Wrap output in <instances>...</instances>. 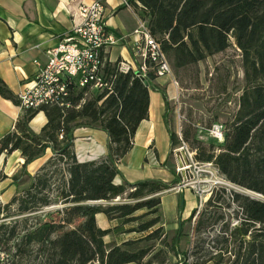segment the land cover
<instances>
[{
	"label": "trees",
	"instance_id": "16d2710c",
	"mask_svg": "<svg viewBox=\"0 0 264 264\" xmlns=\"http://www.w3.org/2000/svg\"><path fill=\"white\" fill-rule=\"evenodd\" d=\"M138 1H133L135 10L160 41L175 73L232 46L241 52L244 82L224 140L219 145L202 141L190 125L182 139L194 150L196 161L212 162L227 180L264 196V0ZM120 60L105 61V89L73 84L64 104L25 109L15 127L1 137L0 157L19 150L25 163L13 176L16 193L0 203V264H264V200L236 191L227 194L225 189L218 202L212 197L208 201L213 210L206 207L197 215L195 208L186 219L192 222L197 215L193 233L201 235L225 221L224 208L236 203L239 224L224 222L213 249L197 246L193 252L197 258L190 262L193 253L188 246L181 252L182 260L167 263L165 256L178 252L179 240L164 236L166 250L161 248L145 260L153 245L142 246L140 240L160 238L162 227L152 228L161 221L160 193L172 182H115L118 163L132 149L139 124L149 116L151 90L136 72L121 71ZM150 77L157 79L154 72ZM0 93L19 104L18 95L2 79ZM40 111L48 120L36 133L30 122ZM78 126L105 129L110 136L108 155L80 161L72 135ZM171 137L172 158L181 138L173 131ZM49 147L53 154L47 161L34 174L27 172V164ZM2 177L6 176L0 173ZM51 206H58L47 214L51 218L38 214ZM141 209L147 212L136 214ZM99 213L121 222L103 228L97 221ZM149 214L156 216L143 220ZM133 222L137 226L125 228ZM133 231L148 234L120 243L106 241L111 233Z\"/></svg>",
	"mask_w": 264,
	"mask_h": 264
},
{
	"label": "crops",
	"instance_id": "0c3cea01",
	"mask_svg": "<svg viewBox=\"0 0 264 264\" xmlns=\"http://www.w3.org/2000/svg\"><path fill=\"white\" fill-rule=\"evenodd\" d=\"M95 0H0V79L15 94L24 90L38 69V63L47 61V50L59 44L71 32L79 17L77 8L81 3L91 4ZM140 4L138 0H134ZM106 15L111 26L124 34H130L139 24V17L122 0H105ZM128 46H115L110 50V60L119 57L129 60ZM117 52V56H113ZM38 61V63H37ZM153 89V90H152ZM150 90L148 118L141 121L134 136L129 153L118 163L115 182L136 184L143 180L156 179L171 183L180 177V158L173 164L171 128L168 121L169 99L175 88L169 76L155 80V88ZM169 97V99H168ZM24 110L19 104L3 97L0 93V139L15 127ZM44 111L38 112L31 120L32 130L39 133L47 123ZM74 148L80 161L95 160L108 155L110 136L105 129L93 126H78L73 132ZM53 154L49 147L46 152L26 166V171L34 174ZM25 157L19 150L0 157L1 196L8 201L16 193L13 176L21 170ZM165 196L162 199L164 206ZM171 207L179 208L177 199ZM182 209V219H187L192 211ZM97 221L103 228H109V220L97 214Z\"/></svg>",
	"mask_w": 264,
	"mask_h": 264
},
{
	"label": "rangeland",
	"instance_id": "374dc122",
	"mask_svg": "<svg viewBox=\"0 0 264 264\" xmlns=\"http://www.w3.org/2000/svg\"><path fill=\"white\" fill-rule=\"evenodd\" d=\"M113 56H117V52H114ZM171 82L175 88L174 95L172 99H169V110H168V121L171 131L175 132L179 137L183 138V130L188 126H192L197 129V136L200 140L205 142H215L220 144V141L215 140L210 135V127L219 123L226 128V124L231 121L233 115L236 113L239 106V97L242 92V85L244 82V70L242 67V55L241 52L232 46L226 51L219 53L213 57L208 58L204 62H200L197 65L190 66L188 68L180 70L169 75ZM226 88V89H224ZM153 90V89H152ZM95 91H90L87 96H91ZM222 142V141H221ZM186 143V147H182L183 142L181 141L176 149L179 148V155L177 157L175 152L172 157L173 164L175 165L176 160L180 158L181 166L186 167L184 175L180 177L184 180L185 188L180 191L179 177L177 180L172 182V186L160 193L161 198L165 196L164 206L160 205L159 214L161 216V221L152 228L155 230L158 227H162V232L160 238H153L150 240L142 239L140 240V245L151 247V252L149 256L145 259L149 260L150 255L159 251L161 248H165L166 245L161 239L165 238L168 241L174 236L176 240H179L178 246L176 245L178 252H168L166 257V262H176L183 259L182 250L186 249L188 246L191 247L190 252H195L198 250L197 246H204L207 249L214 248V242L216 235L219 234L224 222L230 221L232 226H237L241 214L235 215L236 203L232 208H224L226 213L225 221L220 222L213 229L202 233L201 235H196L193 233V226L198 213L202 212L206 207L208 210H213V207L207 206L208 201L212 197L214 202H218L217 197L223 192L221 190H226L227 194L231 192H240L243 194L250 195L251 197L264 200V196L258 194L254 191L245 189L231 181L227 180L219 170L212 164V166H207V162H198L195 160V152L191 148L190 144ZM190 165V166H189ZM177 168V163L175 165ZM201 171H200V170ZM201 178L204 180L205 185L211 184L213 181H219L220 184L217 185L212 196L208 199L205 205L197 211V215L192 222L182 219L180 211L182 209L189 210L192 206L198 204V198L196 197L195 190L193 189L192 183L195 179ZM17 187V184H16ZM17 191V188H16ZM0 193V203L5 204L8 202V196H1ZM226 195V193H224ZM177 199L179 201V208H172L171 202ZM128 201V199H117L116 201ZM118 201V202H119ZM106 203V202H104ZM58 206L47 207L44 210L38 212L42 217L51 218L48 213L53 212ZM198 210V208L196 207ZM147 209H141L137 211L136 214H144ZM34 216L33 214H27ZM25 215V216H27ZM156 216L155 214L146 215L143 220H148ZM53 217H55L53 215ZM109 220V219H108ZM119 220H109L110 227L115 226L120 223ZM102 222H98L100 225ZM137 222L128 223L125 228H133L137 226ZM148 232H124L119 234H109L106 236V241L111 242H121L125 239H141L146 236ZM180 237L178 238V236ZM191 254V253H190ZM197 256L194 253L190 256L189 261H195ZM153 264H157L153 263ZM213 264V263H208Z\"/></svg>",
	"mask_w": 264,
	"mask_h": 264
},
{
	"label": "built area",
	"instance_id": "2783aa9c",
	"mask_svg": "<svg viewBox=\"0 0 264 264\" xmlns=\"http://www.w3.org/2000/svg\"><path fill=\"white\" fill-rule=\"evenodd\" d=\"M133 1L122 0L123 4L133 9L139 17L138 26L130 34H124L109 24L105 0H95L91 4L81 3L77 8L79 20L74 23L71 32L59 44L47 50L46 62L37 61V72L26 88L18 94L19 106L25 110L38 109L45 104H64L73 84L78 87L90 85L91 88L105 89L108 80L103 68L107 58L110 59V50L115 46L127 45L129 48V60L119 57V69L123 72H136L150 89L155 88V80L150 77L151 72H154L157 79L169 76L172 68L161 43L151 34L147 21L137 13ZM209 132L214 139L220 142L224 140L223 125L213 124ZM180 138L183 142L180 149H183L186 143L181 135ZM178 151L179 148L174 149L176 156L180 157ZM212 164L206 163L207 166ZM186 169L179 167L182 175ZM178 180V188L183 191L186 186L184 180L181 177ZM203 183L201 178L192 183L198 198V211L220 184L219 181L208 185Z\"/></svg>",
	"mask_w": 264,
	"mask_h": 264
}]
</instances>
